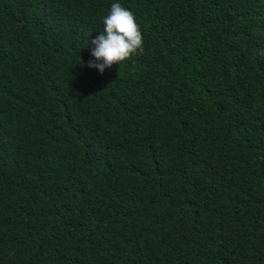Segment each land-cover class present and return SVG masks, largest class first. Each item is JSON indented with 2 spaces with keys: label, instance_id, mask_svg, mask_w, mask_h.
I'll use <instances>...</instances> for the list:
<instances>
[{
  "label": "trees",
  "instance_id": "trees-1",
  "mask_svg": "<svg viewBox=\"0 0 264 264\" xmlns=\"http://www.w3.org/2000/svg\"><path fill=\"white\" fill-rule=\"evenodd\" d=\"M0 264H264V0H0Z\"/></svg>",
  "mask_w": 264,
  "mask_h": 264
},
{
  "label": "clouds",
  "instance_id": "clouds-1",
  "mask_svg": "<svg viewBox=\"0 0 264 264\" xmlns=\"http://www.w3.org/2000/svg\"><path fill=\"white\" fill-rule=\"evenodd\" d=\"M103 30L88 42L90 59L84 67L103 74L114 64L143 51V37L134 14L119 2H113L102 18Z\"/></svg>",
  "mask_w": 264,
  "mask_h": 264
}]
</instances>
